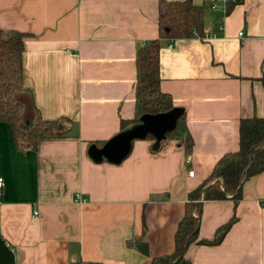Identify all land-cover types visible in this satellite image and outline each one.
Listing matches in <instances>:
<instances>
[{
	"label": "crops",
	"instance_id": "crops-1",
	"mask_svg": "<svg viewBox=\"0 0 264 264\" xmlns=\"http://www.w3.org/2000/svg\"><path fill=\"white\" fill-rule=\"evenodd\" d=\"M159 1L0 0V29L28 33L24 81L41 116L68 124L33 148L0 120V237L15 264H151L173 253L190 192L239 149L242 119L264 117V0L216 11L193 0L203 35L161 48V89L184 114L180 128L135 139L119 162L101 157L135 125L137 53L159 37ZM233 217L221 243L189 247L192 264H264V171L238 204L204 202L200 238Z\"/></svg>",
	"mask_w": 264,
	"mask_h": 264
},
{
	"label": "trees",
	"instance_id": "trees-1",
	"mask_svg": "<svg viewBox=\"0 0 264 264\" xmlns=\"http://www.w3.org/2000/svg\"><path fill=\"white\" fill-rule=\"evenodd\" d=\"M243 0H238L236 4ZM234 5H231L233 7ZM204 7L193 0L159 1V37L147 41L138 49V78L135 87L137 111L135 124L145 114L168 113L176 107L170 94L161 89L162 40H174L203 35ZM28 33L18 30L0 29V120L11 124L15 139L36 147L40 139L66 136L63 120L44 119L33 101L31 104L24 93L25 86L24 51ZM184 114L179 115L175 129L180 128ZM125 129V127H123ZM154 135L149 134L147 137ZM191 150L193 141H186ZM264 171V117L243 118L240 126V147L224 155L216 164L213 173L196 190L190 192L187 211L176 234V248L171 254L154 257L151 264H192L187 259L189 247L196 244L217 245L236 221L233 217L219 228L213 239L200 238V223L205 201L232 199L235 204L243 198V185L251 177ZM140 249L148 252L144 243ZM71 264H98L78 261Z\"/></svg>",
	"mask_w": 264,
	"mask_h": 264
},
{
	"label": "water",
	"instance_id": "water-1",
	"mask_svg": "<svg viewBox=\"0 0 264 264\" xmlns=\"http://www.w3.org/2000/svg\"><path fill=\"white\" fill-rule=\"evenodd\" d=\"M180 112V109L176 108L168 113L143 115L140 123L111 139L101 149V157L104 155L112 161L119 162L129 153L135 139L146 138L152 134L159 141L163 140L169 131L175 129ZM15 263L16 257L13 249L5 239L0 237V264Z\"/></svg>",
	"mask_w": 264,
	"mask_h": 264
},
{
	"label": "built area",
	"instance_id": "built-area-1",
	"mask_svg": "<svg viewBox=\"0 0 264 264\" xmlns=\"http://www.w3.org/2000/svg\"><path fill=\"white\" fill-rule=\"evenodd\" d=\"M212 1V8L214 11H216L219 7L218 3L220 1L223 2L224 6L226 9L230 8L231 5H234L238 2V0H211ZM190 160L187 161L189 163ZM189 175L193 176L194 175V170L189 171ZM4 186V179L0 178V189Z\"/></svg>",
	"mask_w": 264,
	"mask_h": 264
},
{
	"label": "rangeland",
	"instance_id": "rangeland-1",
	"mask_svg": "<svg viewBox=\"0 0 264 264\" xmlns=\"http://www.w3.org/2000/svg\"><path fill=\"white\" fill-rule=\"evenodd\" d=\"M24 95H25L26 99H28V100H29V103L31 104V102H32V101H31V93L27 91V92H25V93H24ZM63 125H64V127H65V128H67V127H68V126H67L68 124H67V123H65V122L63 123ZM172 136H174V135L172 134ZM21 145H23V146H24V145H26V143H25V142H23V141H21Z\"/></svg>",
	"mask_w": 264,
	"mask_h": 264
}]
</instances>
